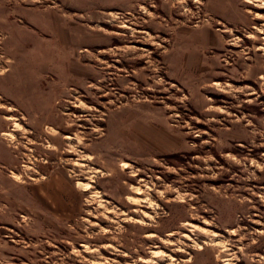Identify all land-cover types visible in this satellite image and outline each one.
<instances>
[{
	"label": "rangeland",
	"instance_id": "rangeland-1",
	"mask_svg": "<svg viewBox=\"0 0 264 264\" xmlns=\"http://www.w3.org/2000/svg\"><path fill=\"white\" fill-rule=\"evenodd\" d=\"M0 264H264V0H0Z\"/></svg>",
	"mask_w": 264,
	"mask_h": 264
}]
</instances>
